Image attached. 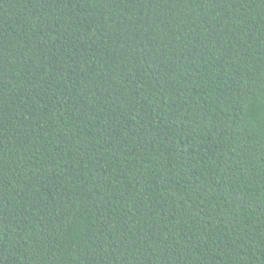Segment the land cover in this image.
Returning a JSON list of instances; mask_svg holds the SVG:
<instances>
[{
	"label": "trees",
	"instance_id": "16d2710c",
	"mask_svg": "<svg viewBox=\"0 0 264 264\" xmlns=\"http://www.w3.org/2000/svg\"><path fill=\"white\" fill-rule=\"evenodd\" d=\"M0 264H264V0H0Z\"/></svg>",
	"mask_w": 264,
	"mask_h": 264
}]
</instances>
